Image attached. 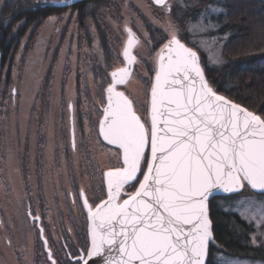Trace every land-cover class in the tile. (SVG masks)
I'll return each instance as SVG.
<instances>
[{"label":"snow or ice","instance_id":"1","mask_svg":"<svg viewBox=\"0 0 264 264\" xmlns=\"http://www.w3.org/2000/svg\"><path fill=\"white\" fill-rule=\"evenodd\" d=\"M154 2L171 11L166 0ZM126 31L127 66L111 72L99 121V136L119 150L118 164L102 173L105 199L90 203L84 190L79 193L91 228L75 264H207L215 241L208 207L214 193L231 198L248 187L264 194V114L219 94L198 52L170 25L142 117L135 97L117 90L136 62L130 51L135 33ZM68 109L74 112L71 101ZM253 207L248 222L264 228V205ZM27 215L40 219L30 210ZM48 258L57 264L51 251Z\"/></svg>","mask_w":264,"mask_h":264},{"label":"flooded vegetation","instance_id":"2","mask_svg":"<svg viewBox=\"0 0 264 264\" xmlns=\"http://www.w3.org/2000/svg\"><path fill=\"white\" fill-rule=\"evenodd\" d=\"M20 2H27L29 8L26 9L31 13L25 15L18 22L20 23L19 26L14 30V25L17 22L14 23V19L12 18L11 7L7 10L5 9L6 15L4 19H7V21L4 22V26L3 21L0 22V32L4 31L6 33L5 37L3 36L4 46L6 47L5 52L7 53L4 59V67L7 66L5 65L7 61L9 62V55L13 54L14 49L19 48L17 46L20 43L19 39H22L27 34H29L28 43H31L34 38L39 39L44 22H48L50 18H55L52 19L53 27L49 38L50 43L47 46L50 47L53 45V42L56 46L55 53H53L54 58L51 59V63L49 62L50 68L48 70H52L53 74V67L54 65L57 67L56 60L60 56L59 49L64 43H68L62 59L64 61L62 66L63 72L60 78L62 92L59 98H62L64 93L63 87L67 86L71 81L75 82V93L77 95L76 115L78 119L77 123L75 122L77 147L75 150L72 148L74 112L69 110L71 115L69 129L67 130L66 119L68 117H66L63 99H60L59 102L57 100V104H59H56L55 107L52 106V87L54 86L56 75L46 73L47 76L43 81L41 79V93L37 94L36 98L32 100L28 106L26 115L23 117L26 118L24 129L18 128L19 133L17 134L11 133V128L5 132L4 161L8 167L16 165L18 172L16 173L13 169V172H11L8 169L9 172L6 173L4 171L2 179L0 178L2 181L0 187L4 189L3 197L2 195L0 196V235L2 236V238L0 237V264H32L33 262L29 255L21 254V250L19 249L21 246L17 249L18 254L15 256H11L6 250L11 244L9 234L15 240L10 218V210L12 209H14L13 211L15 209L25 211L26 214L30 210L33 216L38 215L40 217L39 220H34L28 216L30 219L29 226L35 233L34 245L39 240H42L45 244L46 240V248L49 244H53L59 253L57 259L52 254V258L57 264H75L74 258L76 255L90 242L88 212L84 210L83 199L79 196V193L81 190H84L87 196V193L90 192L89 195L93 198L89 200L91 203L96 201L97 197H99V201L105 197L103 196L104 184L100 179L99 173L101 172L98 167V160H89V158L98 156L99 159L100 155L105 154L108 150H112L116 157L118 150L111 145H107L102 140V137L99 136V121L102 119L103 107L106 102L105 89L112 82L111 74H108L111 71L110 68L106 69L99 62L100 52L102 49L105 50L106 47L117 45L116 38L117 35H119V38L121 37L125 16L130 18L129 27L140 39L137 23L140 20L146 19V17L138 11V6L134 0H68L67 3L64 0H42L38 5H32L30 0H20ZM10 3L12 1L8 0V4ZM124 7L128 8L131 15L123 12ZM20 8L22 7L20 6ZM65 12H67V15H65ZM167 12L169 14L168 10ZM151 29H153V26H150L148 31L150 32ZM154 32L156 33V31ZM3 38L0 36V40ZM96 40H99L101 49L97 46ZM32 48L33 46L28 44L23 50L26 54ZM96 49H99V51ZM113 54L111 52L105 56L109 55L112 57ZM72 57L75 59L73 65H71L69 60ZM135 65L136 62L132 76L136 72ZM152 67L146 66L149 76L140 70L142 77L139 75V79H141L140 81L143 83V86L149 87L151 85L150 77L153 74L150 72V69ZM203 67L205 68L204 65ZM92 84H95L97 88L94 90L95 93H91L90 85ZM118 88L121 89L120 91L127 89L126 85H119ZM129 93L131 92L125 91L126 95ZM17 94L20 95V105L18 104L20 109H25L24 103L27 102V99L24 98V85ZM94 97L98 100L100 99L99 103ZM142 98V101L137 100V98L135 100L136 106L139 109L138 114H141L143 117L147 115L150 99L145 96H142ZM56 108V114L52 115V110H56ZM77 152H79L82 159L79 166V161L75 159ZM10 156L12 157L11 159H9ZM109 160H113V158ZM115 160L117 162V158ZM93 162H97V168L95 169L91 167ZM73 164L81 179V182L78 181L76 175L75 196L72 193L73 205L74 207L76 205L77 208L76 210H74V207L69 210L62 209L64 212L63 216H60L57 210H53L54 212L52 211V213L54 214L52 215L51 213L50 221H47L42 218L44 210L42 209V205L38 204L42 192V185L39 180L46 177L50 170L58 171L60 169L62 172L69 171V168ZM96 179H99L101 183L93 187ZM82 181H84V185H82ZM56 197L59 198L58 194ZM50 223L53 224L52 227ZM41 228L43 229V234H41ZM69 229L76 231V235L73 233L75 241L69 236ZM215 240L214 245L211 244L209 247V256L211 257L208 264H222V258L229 259L235 257L239 258V260H245L240 259L239 256L234 255L225 248L222 249L221 246L223 244L219 242L220 240L217 238ZM231 242L233 240L229 239L228 243ZM242 242L241 244L243 245L250 244L251 240L246 239ZM47 250V255L44 256L45 262L46 264H52V261L48 258L50 250ZM36 262L41 264L42 256L41 258L36 257Z\"/></svg>","mask_w":264,"mask_h":264},{"label":"rangeland","instance_id":"3","mask_svg":"<svg viewBox=\"0 0 264 264\" xmlns=\"http://www.w3.org/2000/svg\"><path fill=\"white\" fill-rule=\"evenodd\" d=\"M9 1H12V3L8 4V0H0V20L3 21V23L7 21V19H4V16L6 15L5 9L7 10L10 7L12 8V18L14 20L18 19L21 16L23 18L25 15L31 13L26 9L29 8L27 2H20V0ZM30 1L32 2V5H38L42 0ZM134 1L138 6V11L142 15H144L146 19L140 20L139 23H137L140 31V39L138 38V36L135 35L136 43L133 44V53L136 57V72L133 74L131 79L125 84L127 87L125 91L131 92L133 94L132 96L137 98V100L142 101V96L150 98L151 87L154 81V68L156 66L155 61L157 60L160 48L163 47V44L167 42V39L171 38L168 32V28L170 25H174L178 29L177 34L183 43H185L190 48L191 46H193V50L198 52L202 65L206 64L210 67H219L225 64L227 58H225L223 48L225 47V42L229 38L230 33H219L218 16L224 11L223 0H214L204 8L200 7L199 0H167V4L171 9V11H169V14L165 8H160V6L155 5L152 0ZM20 6L22 8H20ZM123 12H125L127 15H131V12L128 11L127 7L123 8ZM66 13L67 12H65V15H67ZM123 20V30L121 33V37L119 38V35H117L116 38L117 45L106 47L105 50L102 49V51L100 52L99 62L103 64L106 69L110 68L111 71L108 74H111V72L115 71L118 68H121V66L123 65L125 67V59L123 57V52L124 49L127 47V41L129 37V33L126 31V29L131 28L129 27L130 18L128 16H125ZM18 22L14 25V30L16 27L19 26L20 23ZM48 22H44V24L42 25V34L40 35L39 39L34 38L37 44L34 45V39L31 43H28L29 34L25 35L22 39H19L20 43L17 44L19 48L16 50L14 49L13 54L9 55V62L7 61V64H5L7 66L4 67L3 64L4 73L2 70V76H0V175L3 173L0 176L1 179L4 175V171L6 173L9 172L8 169H10L11 172H13V170L16 173L18 172V167L14 165L15 163L12 164L14 166L8 167L4 161L6 144L5 132H7L9 128H11V133L17 134L19 133L18 128L24 129L26 118L23 117L26 115L28 111V106L31 104L32 100L36 98L37 94L41 93L40 84L42 83L43 79L47 76L46 73L50 75H56V80L54 82V86L52 87V106L55 107L57 104V100L59 102L60 99H63L65 104L66 117H68L66 119L67 130L69 129V119L71 115L68 109L69 101H71L74 105V120L76 123L78 121L76 115L77 95L75 93V82L71 81L67 86L65 85L63 87L64 93L62 95V98H59L62 92V85L60 84V78L63 72L62 66L64 63L62 59L65 54V47L68 43H64L63 46L59 49L60 56L56 60L57 67L55 65L53 67V74L52 70H48V68H50L51 59L54 58L53 53H55L56 46L54 42L53 45H51L52 47L47 46L50 43L49 38L53 27L52 19H49ZM150 26H153V29H151V31L149 32L148 30L150 29ZM154 31H156V33ZM188 40L191 46L186 43ZM96 42L99 49H101L99 40H96ZM28 44L30 46H33V48L25 54L23 49ZM99 49L96 50L99 51ZM111 52L114 53L112 57L109 55L105 56L106 54ZM241 53L243 52H230L227 56L232 57L233 55H238ZM69 60L71 65L75 63L74 57L69 58ZM146 66H153L150 69V72L153 75L150 77L151 85L149 87L145 85L143 86V83L140 81L141 79H139V75L142 77L141 72H144V74L147 73ZM140 70L142 71L140 72ZM147 75L149 76L148 73ZM23 85L24 98L27 99V102L24 103L25 109L21 110L19 107L20 95H18L17 93L20 92ZM90 86L91 93L97 89L95 87V84H92ZM13 89L16 90L15 93L13 92ZM117 90L120 91L121 89L117 88ZM94 99L96 101L98 100L96 97H94ZM228 99L231 100L230 98ZM56 111L57 108L56 110L53 109L52 115H55ZM118 151L119 150H117V152ZM110 158H113V160H109ZM75 159L76 161H79V166L82 160L79 152L76 153ZM115 159L116 157L112 150H108L105 154L100 155L99 159L98 156H92L89 158V160H98V167L101 172L99 173L101 176L100 179L103 184L104 178L102 173L106 171L110 166L118 164V161L116 162ZM97 162H93V164L91 165L93 169L97 168ZM62 169L65 170L64 167H62ZM76 175L77 180L81 182L80 176L75 170V166L73 164L72 167L69 168V171L62 172V170L60 169H58V171L50 170L46 177H43L41 180H39L41 181L42 192L41 198L38 200V204H41L42 209H44L42 218L46 219L47 221H50V214L53 210H57V213H60V216H63L64 212L62 211V209L69 210L70 208L74 207L72 201V193L75 196L74 191ZM101 181L99 179H96L93 183V187L98 186ZM1 182L2 181L0 180V185ZM82 183V185L85 184L84 181H82ZM80 187L82 186L80 185ZM3 191L4 189L0 187V196L2 195V197ZM105 192L106 186L104 184L103 196L105 197L103 199L106 198ZM89 193L90 192L87 193V198L88 200H92L93 198L89 195ZM57 194L59 198L56 197ZM98 198L99 197H97V200L95 201L96 203L100 202ZM216 202L217 205L224 208L226 212H231L232 214L239 216L243 221L247 223V225L253 227L254 230L251 232V242L249 245L260 247L259 249H262L264 251V228L258 227L255 222H248L252 218L253 213L257 211V209L253 207V205H264V195L254 194L252 191L249 190L248 187H246L241 193L233 195L231 198L228 199H217ZM76 208L77 207L75 205L74 210H76ZM13 210L14 209L10 210V218L12 223V229L14 230L15 240L11 236V234H9V240H11V244L9 245V248L6 249L8 253L11 256H15L16 254H18L17 249L19 248V246H21L19 248L21 250V254H25L26 256L29 255L34 262H32V264H39L38 262H36V257L41 258V256V264H43V262L44 264H46L44 256L47 255V249H49L57 259L59 253L56 251V247L53 244L48 243L49 245L47 246V248L42 240H39L35 245L33 244V241L35 239V233L29 226L30 219L25 213V211L23 212L19 209H15V211ZM84 210L86 211L87 209L84 207ZM53 214L54 213H52V215ZM50 226L52 227L53 224L50 223ZM71 227L75 229L73 226ZM73 233H75L76 235L75 230H68L69 236L75 241ZM0 237L2 238L1 235ZM239 257L240 259L245 260H239V258L235 257L225 259L229 261V264H264V257Z\"/></svg>","mask_w":264,"mask_h":264},{"label":"trees","instance_id":"4","mask_svg":"<svg viewBox=\"0 0 264 264\" xmlns=\"http://www.w3.org/2000/svg\"><path fill=\"white\" fill-rule=\"evenodd\" d=\"M212 1L214 0H199L200 7L204 8ZM223 2L224 11L218 16V27L220 34L230 33L223 48L227 59L225 64L219 67L204 64L206 76L220 94L249 110L264 114V0ZM21 19L22 16L15 19L14 23ZM5 35L4 31L0 32L2 38ZM186 43L190 45L189 40ZM0 49L3 66L7 56L4 38L0 40ZM230 52L243 53L229 57L227 55ZM217 199L228 198L216 197L209 203L213 235L223 244L221 248L242 257H264V251L259 249L260 247L241 244L251 238L253 227L247 225L239 216L226 212L217 205ZM229 239L234 243H228Z\"/></svg>","mask_w":264,"mask_h":264},{"label":"water","instance_id":"5","mask_svg":"<svg viewBox=\"0 0 264 264\" xmlns=\"http://www.w3.org/2000/svg\"><path fill=\"white\" fill-rule=\"evenodd\" d=\"M153 2H154V0H152ZM166 2H167V0H166ZM155 3V2H154ZM155 5H157L156 3H155ZM157 6H159V5H157ZM135 43H136V41H135ZM134 43V44H135ZM186 45V44H185ZM187 46V45H186ZM188 47V46H187ZM190 48V47H189ZM130 51H131V54L134 56V53H133V51H134V45L132 46V48L130 49ZM157 59H158V57H157ZM199 60H200V57H199ZM201 61V60H200ZM135 64V63H134ZM134 64L132 65V72H133V70H134ZM200 64H201V62H200ZM127 66V64H126V61H125V67ZM201 66L203 67V65L201 64ZM203 69H204V67H203ZM204 71H205V69H204ZM1 73H2V55H1V49H0V76H1ZM131 77H132V74L130 75V77H129V79H128V81L131 79ZM154 82V81H153ZM121 86H123V85H121ZM119 87V85H117V88ZM149 99H151V94H150V98ZM149 109H150V100H149ZM112 146V145H111ZM112 147H115V146H112ZM116 148V147H115ZM249 190L250 191H252L250 188H249ZM253 193H255V194H258V195H264V194H261V193H258V192H254V191H252ZM241 193V192H240ZM238 194V193H237ZM234 195H236V194H234ZM216 197H225V194L224 193H222V192H216V193H214V197L213 198H216ZM213 198H210V201L213 199ZM210 201H209V203H210ZM208 207H209V205H208ZM209 217H210V212H209ZM90 228H91V223H90V220H89V233H90ZM211 230H212V232H213V229H212V227H211ZM89 239H90V235H89ZM210 244H211V242H210ZM209 244V245H210ZM210 247V246H209ZM208 258H209V254H208V257H207V262H208Z\"/></svg>","mask_w":264,"mask_h":264}]
</instances>
